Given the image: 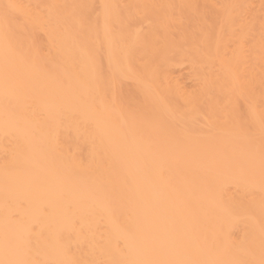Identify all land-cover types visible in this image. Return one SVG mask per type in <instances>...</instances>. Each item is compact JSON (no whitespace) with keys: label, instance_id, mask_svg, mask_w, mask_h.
<instances>
[{"label":"bare ground","instance_id":"bare-ground-1","mask_svg":"<svg viewBox=\"0 0 264 264\" xmlns=\"http://www.w3.org/2000/svg\"><path fill=\"white\" fill-rule=\"evenodd\" d=\"M262 116L264 0H0V262L260 264Z\"/></svg>","mask_w":264,"mask_h":264},{"label":"snow or ice","instance_id":"snow-or-ice-1","mask_svg":"<svg viewBox=\"0 0 264 264\" xmlns=\"http://www.w3.org/2000/svg\"><path fill=\"white\" fill-rule=\"evenodd\" d=\"M15 5H8V8H14ZM5 19H7V14L5 16ZM261 124H262V127H264V116H262V120H261ZM0 264H4V262H0ZM9 264H12V262H9ZM15 264H25V262H15ZM260 264H264V259H262L260 261Z\"/></svg>","mask_w":264,"mask_h":264}]
</instances>
